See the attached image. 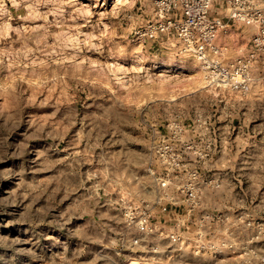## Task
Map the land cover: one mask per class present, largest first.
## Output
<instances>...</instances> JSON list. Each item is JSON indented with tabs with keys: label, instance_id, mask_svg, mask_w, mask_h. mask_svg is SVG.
Here are the masks:
<instances>
[{
	"label": "rangeland",
	"instance_id": "1",
	"mask_svg": "<svg viewBox=\"0 0 264 264\" xmlns=\"http://www.w3.org/2000/svg\"><path fill=\"white\" fill-rule=\"evenodd\" d=\"M152 7L0 0V264H264V63L246 87L214 85L174 38L140 35ZM253 31L218 41L223 64ZM196 118L222 139L200 162L220 184L191 202L160 184L156 150L171 121L189 140Z\"/></svg>",
	"mask_w": 264,
	"mask_h": 264
},
{
	"label": "built area",
	"instance_id": "2",
	"mask_svg": "<svg viewBox=\"0 0 264 264\" xmlns=\"http://www.w3.org/2000/svg\"><path fill=\"white\" fill-rule=\"evenodd\" d=\"M152 8V18L140 35L156 37L160 34L174 38L178 42L179 52L200 61L208 80L214 85L227 83L235 88L238 85L246 87V74L250 72L253 63L251 59L259 55L264 63V0H153ZM236 24L253 26L254 31L249 37L252 46L245 58L236 56L225 65L219 59L222 47L218 41L225 39ZM168 126L169 130L163 135L156 150L167 166H164L166 173L158 178L159 182L162 186L166 185L171 180L168 171L182 170L184 178H181L177 189L187 200L195 202L204 188L220 184L218 172L205 171L202 169L205 165L200 163L218 150V137L207 121L201 118L194 119L190 125L192 130L189 140L181 137L184 125L180 121L173 120ZM218 139L220 145V137ZM183 155L193 156V162L184 161ZM171 199L176 208L178 200L173 197ZM162 210H167V206L163 205ZM135 225L142 232L150 231L155 226L147 212H143ZM176 239L172 237V240Z\"/></svg>",
	"mask_w": 264,
	"mask_h": 264
},
{
	"label": "crops",
	"instance_id": "3",
	"mask_svg": "<svg viewBox=\"0 0 264 264\" xmlns=\"http://www.w3.org/2000/svg\"><path fill=\"white\" fill-rule=\"evenodd\" d=\"M222 125H218V129L220 128H222L221 127ZM219 129V130H220ZM238 138V131L237 132H235V139H237ZM222 144V139H220V145ZM221 150V152L222 151H225V149L224 148H221L220 149ZM163 169L165 168V167H162ZM171 180H172V182H175V183H180L181 181H182V179H181V177L180 176H176V175H174V176H171Z\"/></svg>",
	"mask_w": 264,
	"mask_h": 264
},
{
	"label": "bare ground",
	"instance_id": "4",
	"mask_svg": "<svg viewBox=\"0 0 264 264\" xmlns=\"http://www.w3.org/2000/svg\"><path fill=\"white\" fill-rule=\"evenodd\" d=\"M164 65L163 64H160L158 67H163ZM171 69L172 70H178V69H181V65H174L173 67H171ZM191 69V68H190ZM182 70H183V68H182ZM200 83V82H199ZM203 86H205V85H203ZM202 86V87H203ZM199 87H200V85H199ZM126 263V262H125ZM127 264H136L135 262L134 263H132V262H130V263H127Z\"/></svg>",
	"mask_w": 264,
	"mask_h": 264
}]
</instances>
